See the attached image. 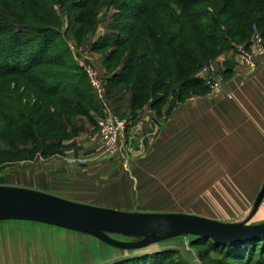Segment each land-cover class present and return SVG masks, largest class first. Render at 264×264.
<instances>
[{"label":"rangeland","instance_id":"374dc122","mask_svg":"<svg viewBox=\"0 0 264 264\" xmlns=\"http://www.w3.org/2000/svg\"><path fill=\"white\" fill-rule=\"evenodd\" d=\"M67 6L68 3L53 16L59 23L55 28L64 33L58 41H64L68 48L65 56L60 57L65 68L47 69L68 75L69 83L78 79L80 88L86 91L92 103L91 108L86 115H74L69 119L63 115L64 111L58 116L52 105L46 109V114H54L56 118L50 126L45 125L46 120L40 124L42 137L49 135L45 141L57 135L60 120L67 133L80 128L74 138L61 141L59 149L51 147V154H46L42 143L35 149L28 141L22 147L24 153L16 156L20 146L15 145L25 135L10 122L0 120V186L39 188V181L47 178L50 180L44 186L46 189L37 191L57 193V197L74 203L127 214L183 213L221 224L252 226L264 223V28L253 27L246 40H233L228 43L227 50L200 62L183 83L171 79L169 84L168 80L159 93L148 92L142 108L131 109L129 88L115 80L126 73L123 67L127 64L126 52L132 40L120 47V56L110 66L107 55L112 47L93 49L115 38L117 43L123 40L129 32L113 30V26L121 27L127 22L113 20L115 8L101 4L97 10V25L77 44L71 39L72 32L65 35L69 22L65 17L69 12ZM58 9L60 5H54L53 11ZM135 44L141 47L139 42ZM240 52L247 54L250 61L241 59ZM86 68L102 82L109 109L126 124L122 143L114 155L106 153L100 143L98 125L104 106L90 85ZM16 80H5L7 90L3 89L0 94V106L1 103L15 105L25 85L23 80L15 85ZM212 83L218 88H212ZM14 86L16 94L10 92ZM108 90L113 92L108 94ZM19 104L26 106L25 113H36L33 119L43 114L36 112L39 102L35 101L30 89ZM193 107L200 108L203 115L199 141L192 138V131L186 134L180 128H172L170 134L166 123ZM141 113L148 115L149 121ZM146 121L149 124H145ZM31 152L30 159H23ZM116 162L120 165L119 172L109 173L106 168ZM127 167L131 170L130 183L112 185ZM60 168L69 169L71 174L65 173L66 178L61 175L54 178L47 170ZM107 235L119 242L144 239L138 235ZM259 238H252L254 247L251 250L246 243H239L242 245L238 247L226 246L225 243L215 244L209 237L182 233L144 249L127 251L113 248L94 235L63 227L0 220V264H111L126 257L165 250L177 251L187 264H264V240ZM129 264L182 262L177 255L168 253L150 255Z\"/></svg>","mask_w":264,"mask_h":264},{"label":"trees","instance_id":"16d2710c","mask_svg":"<svg viewBox=\"0 0 264 264\" xmlns=\"http://www.w3.org/2000/svg\"><path fill=\"white\" fill-rule=\"evenodd\" d=\"M67 3L69 12L65 17L69 22L65 35L72 32L71 39L77 44L97 25V10L101 4L115 8L113 20L127 22L121 27L113 26V30L129 32L123 40L117 43L115 38L93 46V49L112 47L107 55L110 66L120 56V47L132 40L126 52L127 64L123 67L126 73L115 80L129 88L131 109L142 108L148 92L159 93L168 80L169 84L171 79L183 83L200 62L227 50L228 43L233 40H246L253 27L264 28V0H0V94L3 89L7 90L5 80L8 78H17L15 85L18 80L25 82L23 92L17 95L13 107L2 103L0 106V120L10 122L25 135L15 145L17 148L20 146L16 156L24 153L22 147L28 141L35 149L42 143L47 149L46 154H51V147L59 149L61 141L74 138L80 131V128H74L65 132L64 123L58 117L59 132L45 141L49 135L42 137L40 124L44 120L47 126L54 124L56 116L46 114L51 105L58 116L64 111L66 119L86 115L91 108L92 103L88 101L86 91L80 88L78 79L69 83L68 75L47 69L65 68L60 57L65 56L68 48L64 41H58L62 40L64 33L55 28L59 23L53 16ZM54 5H60L58 12L53 11ZM136 42L141 44L140 48L136 47ZM45 78L49 80L45 81ZM116 82L112 85L115 86ZM29 89L34 92L35 101L39 102L36 112H43L38 119L32 118L36 113H25L26 106L19 104ZM15 91L14 86L10 92L16 94ZM112 92L108 90V94ZM32 156L33 152L23 159ZM260 239L264 240V237ZM239 243H246L251 250L254 247L252 240L225 245L238 247L242 245ZM168 253L177 255L182 264H187L174 250L150 255L164 256ZM150 255L126 257L111 264H129Z\"/></svg>","mask_w":264,"mask_h":264},{"label":"water","instance_id":"95a60500","mask_svg":"<svg viewBox=\"0 0 264 264\" xmlns=\"http://www.w3.org/2000/svg\"><path fill=\"white\" fill-rule=\"evenodd\" d=\"M0 220L49 224L94 235L116 249L136 251L179 234L210 238L218 244L264 237V223L226 224L199 216L178 214H127L95 205L74 203L50 193L22 187L0 186ZM108 234L138 235L135 242L116 241Z\"/></svg>","mask_w":264,"mask_h":264},{"label":"crops","instance_id":"0c3cea01","mask_svg":"<svg viewBox=\"0 0 264 264\" xmlns=\"http://www.w3.org/2000/svg\"><path fill=\"white\" fill-rule=\"evenodd\" d=\"M141 114H143V117H145V119L147 118V120L149 121L148 115H146L145 113H141ZM200 120H203L202 110L198 107H193V108H190V110H187L183 114L176 115L174 119H171L169 122L166 123L165 127H166V130L169 131L170 134L172 132L171 131L172 128H175V129L180 128L181 132H183V133L185 132L186 134H188V133L190 134V131H192V134H193L192 138L194 140H196V142H198L199 139L201 138L200 133H199L200 132L199 126L201 123ZM145 124H149V123L146 121ZM132 129H135V127ZM189 138H191V136H189ZM190 146H192V145H190ZM119 168H120V165H119V163L116 162L115 164L107 167L106 169L109 170V173L113 174V173L119 172ZM47 170H48V173H52V176L54 178L56 176H60V175L63 176V178H66L67 175L65 173H68V175L71 174L69 169H66V168H60V170L59 169H47ZM130 171H131L130 167H129V169H128V167L126 169H123V172L119 173L117 175V178L114 180L116 182H113L112 185H114V183L115 184H119L121 182L124 183V181H126L127 183H130V179H131ZM40 177H43V175H41ZM48 180H50V179L46 178V179H43L42 181H39V183H40L39 188L46 189L45 184H47ZM69 183H72V181H70ZM50 185L53 187H57V185H55V184L53 185V184L49 183V186ZM63 187H66V186H63ZM29 188L31 190L32 189L40 190L37 186H33V185H31ZM53 194H55L56 196H59L57 193H53Z\"/></svg>","mask_w":264,"mask_h":264},{"label":"built area","instance_id":"2783aa9c","mask_svg":"<svg viewBox=\"0 0 264 264\" xmlns=\"http://www.w3.org/2000/svg\"><path fill=\"white\" fill-rule=\"evenodd\" d=\"M239 55L244 61H250L247 54L240 52ZM86 71L90 76V85L92 89H94L101 104L104 106L102 119H100L98 125L100 143L101 146L104 147L106 153L114 155L118 151L125 134V121L118 118V116L109 109L105 101V89L102 86V82H100L98 77L89 69L86 68ZM211 86L212 88H218L216 83H212Z\"/></svg>","mask_w":264,"mask_h":264}]
</instances>
